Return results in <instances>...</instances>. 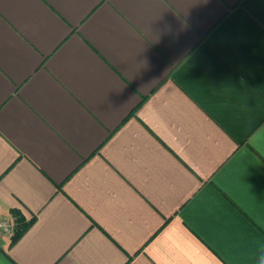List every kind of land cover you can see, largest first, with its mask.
I'll use <instances>...</instances> for the list:
<instances>
[{"label":"crops","instance_id":"crops-1","mask_svg":"<svg viewBox=\"0 0 264 264\" xmlns=\"http://www.w3.org/2000/svg\"><path fill=\"white\" fill-rule=\"evenodd\" d=\"M0 264H255L264 0H0Z\"/></svg>","mask_w":264,"mask_h":264},{"label":"trees","instance_id":"trees-1","mask_svg":"<svg viewBox=\"0 0 264 264\" xmlns=\"http://www.w3.org/2000/svg\"><path fill=\"white\" fill-rule=\"evenodd\" d=\"M33 221H34V217L28 220H25L23 217H17L15 219V225L11 240L15 241L16 239H18L29 228V226L32 224Z\"/></svg>","mask_w":264,"mask_h":264},{"label":"built area","instance_id":"built-area-1","mask_svg":"<svg viewBox=\"0 0 264 264\" xmlns=\"http://www.w3.org/2000/svg\"><path fill=\"white\" fill-rule=\"evenodd\" d=\"M0 230L7 234L13 233V224L9 221L0 220Z\"/></svg>","mask_w":264,"mask_h":264},{"label":"clouds","instance_id":"clouds-1","mask_svg":"<svg viewBox=\"0 0 264 264\" xmlns=\"http://www.w3.org/2000/svg\"><path fill=\"white\" fill-rule=\"evenodd\" d=\"M255 264H264V250H261L255 257Z\"/></svg>","mask_w":264,"mask_h":264}]
</instances>
